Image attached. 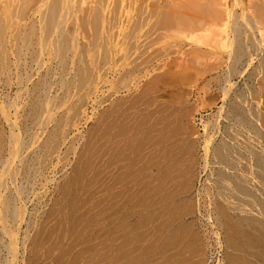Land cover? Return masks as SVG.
<instances>
[{"label": "bare ground", "instance_id": "bare-ground-1", "mask_svg": "<svg viewBox=\"0 0 264 264\" xmlns=\"http://www.w3.org/2000/svg\"><path fill=\"white\" fill-rule=\"evenodd\" d=\"M0 84L8 86L9 89L13 86L18 88L16 95L10 99V103L3 101L5 105L8 103L7 109L3 106L4 103L0 106V116L8 122L7 125L11 126L8 128L10 129L9 134H5L2 130L4 128L0 124L2 127V132L0 130V187L5 189V192H0V225L4 228L2 231L10 239L5 245V250L8 251L10 258L6 256L3 263L1 262L2 264H14L11 257H14L17 252L16 242L18 243L17 239L19 238H17L18 235L16 236L13 226L20 225L19 222L24 219V212L26 211L24 205L18 204L20 201L18 199L25 191L24 187L17 185L18 188L13 189H16L15 193H12L11 188V192H8L11 185H7L6 180L7 178L13 180L17 176H21L27 183L33 181L32 179L37 175L39 177L43 166H47L45 165L46 159L50 157L51 152L59 146H56V142L61 135V122L67 116L63 118L62 113L65 111L60 112L62 116L60 119H56L57 123H55L54 129L53 126L50 127L53 129L51 132L48 129L50 133L46 130L48 132V136H45L46 140L44 138L39 147H37L38 143L36 144L39 151L29 149L32 140L30 138H38L44 135L42 130L44 126L49 125L50 119H52L53 106L55 110L59 108L57 107L58 101L55 100L57 95L52 93L51 95V89L55 86L56 89H59L57 91L62 90V99L59 100V103L68 104L71 97L74 96L73 91L80 90L87 85L97 86L99 84L105 87L107 93V98H105L110 101L107 107L105 106L106 108L103 109L105 113L102 111L106 120L104 121L106 122V130L104 129L106 133L104 134L107 135L104 136L107 137L104 139L105 142L107 141V145H104V148L107 146V151L104 149V153H108V155L105 153L108 156L107 162H105L107 163L106 174L108 178L104 177L105 180L107 179L105 186H107L109 196L113 195L114 191L116 192L114 190L112 193L115 184L112 180L113 172L116 171L115 169L113 171L114 162L117 169V174H115L117 178L114 176V182L117 179L116 181L120 183L119 185L116 182L119 185V189L117 187L118 195L116 194L119 198L115 199L117 202L112 200L118 207L117 212L114 209V213L109 209L110 212L104 211L106 214L109 213V215L107 214L108 217L104 216L107 218V223L104 221L107 228L105 232L104 230H97L101 233L104 232L100 233L101 235L107 234V237L104 236L103 242L108 240L109 244L106 245L110 246V248L107 247V250L105 245L102 247L104 248L102 256L107 254H103V252H108L114 243L124 247V250H120V252L117 249L122 248L116 247L121 257L129 256L132 251L128 244L133 238H137L133 241L138 243L141 234L142 238L149 237L147 238L149 244L151 242V244L158 245L161 241H167L169 243V245L165 243L167 246L161 242L154 247L159 251L161 250L160 252L162 250L168 251L171 246L174 247L173 244L178 241L181 242L183 239L185 240L181 245L182 247L186 242H189L187 244L192 243L191 246L195 245V247L202 243L203 235L199 229L198 219H195L194 224H192V217L189 218L192 223L189 222L190 220L183 222V216L187 215V211L185 212V209L183 211L181 207L184 205L183 199H185L183 194L187 193L184 191L191 184L184 185L185 189L183 190L184 181L181 179L182 182L178 180L182 184H180L181 186H175L177 185L175 182L176 188L173 186V190L169 189L171 186H168L172 178H178L181 173L183 174V171L189 172L190 169L185 168L188 171H185L184 167L180 169L182 167L180 161L188 163L189 158H191L193 161L192 169L194 168L192 165L202 162V168H207L211 163H214L213 165L218 164V168L220 166L219 169L216 168L214 173H211L215 176L214 180L213 175H211L214 181L211 183L215 186L214 190L213 188H210L213 191L205 189V186L202 189L204 194L213 197L211 200L207 199L208 202L212 203L208 206H212V208L208 207L210 210L207 211L208 216L205 215V217L207 216L210 220L213 216L214 226L226 225V231H230L226 237L224 236V240L219 239L220 241H218L226 243V264H264V187L260 188L256 184L257 182L264 183V148L259 146L264 141V0H0ZM187 86L190 88H185ZM158 87L161 88V91L157 95L155 89ZM122 91L129 93L132 91L130 94L133 97L118 94L119 97L115 99L114 95ZM24 93L27 95L26 97H29L27 119L29 118L32 123L42 128L40 130L41 135L38 137L39 131L34 130L35 133L37 132L34 135L35 133L31 129L34 136H27L29 145L21 133L24 131L23 134L28 135L32 124H27L29 121L25 120L27 123H23L22 126L17 120L18 101L24 98ZM185 93L195 97L196 107L192 103L194 106L191 108H195V111L199 113H201L204 105L212 110L221 103L218 109L214 110L215 112L207 115L206 121L200 119V121L202 120L201 129L195 125L193 127V124L192 127L190 126L192 128L190 129L191 134H198V137L189 140L188 144L193 145L194 151L193 153L191 151V155L189 154L188 161H184L183 156L186 153L188 155L190 148L187 152L184 151L185 154L183 155L182 144L180 145L178 142L176 145L177 139L174 140L170 137L175 124L173 120H175L177 127V129L174 128V131L178 129H180L178 132L181 131V125L184 124L182 120H179L183 123L181 125L179 121L177 122L182 115L178 116L180 111H178V115L175 112L177 107L175 101L179 105L183 101L182 95L186 96ZM4 95L7 97L9 94L4 93ZM177 95L181 97V101L174 100L178 97ZM185 98L189 97L186 96ZM26 102H23L25 107ZM191 102H188L189 105ZM62 104H59L60 107L66 105ZM69 104L68 106L75 110L74 105ZM201 104L202 107L200 108ZM12 107L15 111L14 115H11ZM188 108L190 109V107ZM22 109L21 106V114L25 115L24 112L22 113ZM189 109H186L187 112L185 111V113H190L191 116L192 110L190 109L191 112H188ZM180 110L181 114H184V110ZM194 112L192 113L194 114ZM193 114L192 118H194ZM25 116L23 117L25 118ZM185 116L184 119L187 120ZM188 118L190 119V117ZM184 126H186L185 129L188 128L187 125ZM187 130L189 131V128ZM201 130L203 133H199ZM188 131L185 132L184 136L190 132ZM178 132L175 131V134H172L176 135ZM220 132L225 137H229V140L216 138L219 140L213 141V137H215L213 135L220 134ZM251 134L257 136L259 144L256 145L259 148H255V143L247 140ZM181 137L183 136L181 135ZM36 138L33 140L37 141ZM185 138L188 137H183V139ZM53 142L55 144H52ZM136 143L138 146L135 145ZM188 144L186 146H189ZM27 145L30 151H27ZM23 151L24 154L30 152V156H23ZM201 151L202 153H200ZM211 155L214 159L212 161L210 160ZM201 160L202 162H200ZM17 162H19L18 165ZM184 165L186 167L187 164ZM188 165L190 164L188 163ZM181 170L182 172H179ZM195 172L193 175L197 177L200 171H197L196 174ZM184 176L187 175L184 173ZM189 176L191 177L190 174ZM34 180L36 182V178ZM156 180L157 184L153 186V182ZM208 180L210 181V178ZM30 184L31 187L33 184L31 182ZM192 184L194 186V182ZM207 184L209 185V183ZM158 187L163 191L162 194H157L160 190L157 193L154 192L157 191ZM200 193L201 188L198 190V194ZM105 196L108 198V202L113 196L116 198L115 194L112 197H108L107 194ZM219 198L225 201L221 202ZM186 199L188 200V198ZM194 200L197 201L198 199L194 197ZM24 202L23 204H25ZM108 202L106 208L112 209L111 207L114 205L110 207L112 202L110 201V204ZM64 203L66 205V202ZM197 204L196 206H198ZM193 207L194 204L190 209L194 212L196 208ZM179 209L185 215H181ZM190 209L189 211H191ZM197 212H199L198 209ZM56 213L58 215V211ZM63 213H61L62 217L57 218V222L61 221L60 218L63 219L66 212ZM194 217L196 216L194 215ZM141 218H143L142 222ZM199 222L202 223V221ZM183 223H190L188 229L181 230V227L187 226ZM61 224L65 228L64 222ZM144 224L148 226V229L152 226V229L155 230L152 231L155 233L151 232L156 235H152L149 230L146 232L147 228H142L143 233L137 232ZM56 225L58 224L56 223ZM213 225L212 228H214ZM54 226L52 225L51 228L53 227L52 230L55 229L56 231ZM137 227L139 228L137 229ZM59 230L64 231L63 227H60ZM144 232L146 233L144 234ZM92 233H90L91 235L88 234L89 238L94 234ZM98 235L96 239L99 238ZM215 235L219 237L214 228L207 232L204 239L208 238L214 241L212 238ZM188 237L191 242L186 240ZM91 239H95V235ZM141 239L139 245L144 241ZM0 241L3 242L4 240ZM100 243H95V245H100ZM137 243L136 245L130 244L135 246L133 247L134 252L138 251L135 249L139 248ZM90 245L93 246L94 243L89 244V247ZM144 245L142 246L145 249L146 246ZM178 245L175 244L176 248H174L180 252V249L177 248ZM92 246L91 248H95ZM181 246L179 248L183 249ZM188 246L190 245H187L186 248ZM151 247L149 245L150 249L153 248ZM200 247L197 246L198 251L194 248L197 253L201 250H199ZM192 248H190L191 252L194 250ZM177 250H171L170 255L167 253L166 256L169 259L172 258L173 254L178 253ZM117 251L116 253L114 251L115 259L114 256L112 258H104L103 256L101 263L103 264L104 259H113V261L119 259L117 258L119 255ZM140 252L136 253L140 255ZM160 252L159 254H161ZM95 253L93 254L96 255ZM197 253L190 254L193 256ZM199 253L202 254V252ZM199 253L197 256H191V259L200 257ZM151 254H154L155 258L158 257L155 253L151 252ZM181 254L182 252H180ZM134 255H131L133 256L131 260L138 256L135 255V257ZM96 256L98 257V254ZM153 256H145L143 259H147L146 257L153 258ZM127 258L124 260L122 258L123 262ZM202 258L200 257L197 264L203 262ZM100 259L98 262L93 259V264L100 263ZM163 259L166 261L167 257L164 255ZM175 259L176 257L171 261ZM180 259L179 262L184 263L183 256ZM0 260L2 259L0 258ZM122 260L120 259V262ZM152 260L155 262H151ZM143 261L145 262V260ZM149 261L150 259L147 261L148 264L150 262L164 264L160 260H158L159 262L155 259ZM168 261L166 263L171 264V261ZM128 263L131 264L132 262L129 260ZM140 263H143L142 260ZM147 263L145 262V264Z\"/></svg>", "mask_w": 264, "mask_h": 264}, {"label": "rangeland", "instance_id": "rangeland-1", "mask_svg": "<svg viewBox=\"0 0 264 264\" xmlns=\"http://www.w3.org/2000/svg\"><path fill=\"white\" fill-rule=\"evenodd\" d=\"M0 86H2V87H0V90H1V92H0V100L2 99L3 96L6 97L4 95V93L9 94V95H7V97H9V98L6 97L8 100L6 98L4 99V97H3V99L1 100V103H0V106H1V104H3L6 101L9 102V103L11 102L10 99L16 95L15 93H17L16 90L18 91V88H17V86H15V87L13 86V88L10 87V89H9L8 86L2 85V84H0ZM158 88L155 89L157 95L161 91V88L160 87H158ZM185 88H188V86L185 87ZM51 90H52V92H50V94L52 93L53 95H57V97L55 98V100L58 101L57 107H59V108L58 109L56 108V110H55V107L53 106V108H52L53 109L52 110V119H50L49 125L47 124V126H44L43 127V130L46 128L44 130V132L42 130V134L44 133V135H41L40 134V130L42 129L40 126H37L34 123H32V121H30L29 118L27 119V117H28V110H29V108L27 107L28 106L27 104H28V101H29L28 100L29 97H26L27 95L24 93L23 94L24 98H22V100L19 99V101H18V107H19V113H18V117H17L18 123H20L22 125L23 123H25V120H26V121H29L28 123L26 122L27 124H29V125L32 124L30 126V130H29L30 132H29L28 135L27 134H23L24 131L22 133L20 131V133L22 134V136L24 135L23 138H24L25 142L28 144L29 143V142H27V140L29 139L28 137H30V136L33 137L34 135H36V133L38 131H39V133H37V137L39 135H41V137L39 136L40 137V140L39 141H38L39 137L38 138H36V137L30 138V139H32L30 141L31 146L29 144L28 145H29V149H31V150L39 151V148H37V147H39L43 143V139L44 138L46 140V137L45 136L46 135L48 136L49 130L51 132L54 129V127H55L54 125H55V123H57V120H56L57 118L60 119V117L62 116V114L64 116L63 118H65L66 115H67L66 118L67 117L68 118L67 119L65 118V120L63 118H61V119L64 120V121L62 120L64 126H62L63 124L61 122V128L62 129L60 128L61 135H59L60 137H58L59 143H58V141L56 142L57 143L56 146L57 145H59V146H57V147L55 146L56 149H54V151L51 152V155H49L50 157L46 159L47 163L45 165H47V166H43L42 171H41L39 177H38V175L35 177L36 178V182L34 180L35 178L32 179L33 181H30L33 184L31 186L32 188L30 187V185H31L30 182L27 183V181H25V179L22 178L21 176H17L13 180H10L12 178H7V180H6L7 181V185H11V187L8 188V192H11V189H12V193H15V190L16 189L15 190H13V189L14 188H18L17 185H19V187H24V190H25V191H23L24 193H22L21 197L18 199V200H20V201H18V204H20L21 206L24 205V208H26V209H24V210H26L25 211L26 214L24 212V219L22 220L23 222L22 221L19 222L20 225H18V226L15 225V227L13 226V229L15 230L16 236L18 235L17 238H19V239H17L18 243L16 242V244L18 246V247L16 246V248H18L17 249V252L15 253L14 257H11V258L13 259L14 264H93V262H92L93 259H96L95 261L98 262V259H100V257L102 256V250H104V248H102V247H104V245H105V249L106 250L108 248H110L109 245L108 246L106 245L107 243L109 244V241L108 240H105V242H103V238L107 237V234L105 233V235L104 234L101 235L102 233L105 232V229L107 228L106 225H104V224L107 223V218H105L104 216L106 215V217H108L107 214L109 215V213H108V212H110L109 210H111V212L114 213L113 212V209L115 210V212H117L116 209H118L116 203L114 204V202H117L116 201L117 198H119V196H117L118 195L117 187L119 189V185H120V183L118 181H116L117 179H115V182H114V178L116 177L115 174H117L116 173L117 169H116V163L115 162L113 163L115 165V166L113 165V171H115V170L116 171H115V173L113 172V179L112 180H113V183H115L114 185H116V186L113 185L112 193H113L114 190H116V192L114 191V193H113V195L115 194L116 198H114V196L112 194L111 195L113 197L111 195L110 196L108 195L109 193H108L107 188H106L107 186H105V185H107V179L105 180V177L108 178L107 177V174H106L107 173V171H106L107 163H105V162H107L106 159L108 158V156H107L108 153L105 152V153H107V155L104 153V149L105 150L107 149L106 148L107 146H105V148H104V145H107L106 144L107 141L106 142L104 141V139H107V137H104V136H107V135L104 134V133H106V132H104L106 130V127H105V123L106 122H104V121H106V120H105V114H103V113H105V111L103 109H105L107 107V105L110 103V101L108 99L106 100V98H107V95L106 94L107 93H106L105 87L102 84H99L97 86H90V85L88 86L87 85L85 87H82V89H80V90L77 89L78 91L75 90V92L74 91L72 92V94L74 93V96H72L71 99L69 100L71 103L70 102H69L70 104L68 102L67 103L69 105L73 104L74 105L73 108H75V110H74V109H71L70 108L71 106H68V104H66V103H65L66 105L65 104H62V103H59V100L62 99V94H63L61 89H60L61 91H57L59 89H56L55 86H54V88H52ZM130 93L129 92H126V91H122L120 93H116L114 95V97L116 99V98L119 97V95L120 96L121 95H129L130 96L131 95ZM187 94L185 93V95L188 96L189 98H185L186 96L182 95L183 96L182 97V100L183 101H181L180 100L181 97H179V96H181V94L180 95L178 94L179 96L177 95L179 97V99H178V97H176L174 99V100L181 101V103L179 105L175 101L177 107H176V111L175 110L174 111L177 112V115L179 114L178 111H180V114L178 116H181L182 115V117H179L180 119L178 118L177 122L179 120L180 121L182 120V122L184 123L183 124L182 122L179 121L180 122L179 123L180 125H181V123L183 124V126L181 125V131H179V132H181V133L183 132V133L182 134L179 133L178 130H180V129H178V130H175V131L178 132V134L177 133H176V135H173L172 134V133L175 132L174 131V128L177 129L175 120H173V122L175 124L173 123L174 124L173 125V129H172V131L170 133V137L171 138H173L174 140H176V139L178 140V141L176 140V145H177L178 142L180 143V145L182 144L181 149H182L183 155L185 154L184 151L187 152L189 150L188 148H190V150H189L190 152H188V155L186 153L187 157H186V155H184V156L182 155L183 158H184V161H188L187 159L190 157V155L194 151L193 150L194 149L193 145L191 143H190L191 145L188 144L190 142L189 140H192V138L198 137L197 136L198 134H196V135L195 134H193V135L191 134L190 129H192V128H190V126L192 127V124H193V127L196 126L197 128H200L201 129L202 128L201 127L202 126L201 125L202 120L200 121V119H203V120L206 121V119H207L206 117H208L210 115L209 113L215 112L214 110L218 109V106L221 105V103H220V105L218 104L212 110H210L209 109L210 107H208L207 105H204L203 108H202L201 113H199V112L195 111V108L194 109L191 108V106L193 107L196 104V102L194 101L195 97L191 96L190 94L189 95H187ZM131 97H133V96L131 95ZM184 98H185V100L187 102L184 100ZM162 99L164 100V98H162ZM24 100H26L27 102L24 101ZM191 100H192V102H191ZM64 101H65V98H64ZM64 101H63V103H64ZM23 102H26V107H25V103H23ZM188 102H191L190 105H189ZM59 104H62V105H65V106H61L60 107ZM6 105H5V103L3 104L4 107H6ZM20 105L23 108L22 109L23 110L22 113L24 112V114L25 115L27 114V116L21 114V110H20L21 109V106ZM23 105H24V107H23ZM67 106H68V108H67ZM184 106H185V108H184ZM187 106L190 107V109L192 110V112L195 111L194 112L195 115L190 111V109ZM7 107H8V105H7ZM7 107H6V109H7ZM195 107H196V105H195ZM201 107H202V104H201L200 108ZM206 107H207V109H206ZM179 108L184 110V112H183L184 114H181L182 112H181V110ZM186 109H189L188 112H191V116H190V113L189 114L188 113L187 114L185 113ZM54 110H55V112H53ZM64 111L65 112L67 111L66 114H64L65 113ZM102 111H103V113H102ZM11 112H12L11 115H14L13 113L15 111H14L13 107L11 108ZM60 112L61 113L64 112V113H62L60 115ZM0 114H1V111H0ZM20 114H21V116H20ZM192 114H193V117L194 118H192ZM53 115H55V116L53 117ZM102 115H103V118H102ZM23 116H25L26 119ZM184 116H185V118L187 117L186 118L187 120L184 119ZM19 117H21L22 119L19 118ZM188 117H190V119ZM200 117H202V118H200ZM1 119H4V118H2V116H0V124H2L1 126L4 128V129H2L3 130V133L9 134L10 129H8V128H10L11 126L9 124H8L9 126L6 124L8 122L5 119L4 120H1ZM55 120H56V122H55ZM185 121H186V123H185ZM34 125H35V127H34ZM184 125H187L188 126L190 132L187 130L188 128L185 129L186 126H184ZM52 126H53V129L50 128ZM2 127H0V130H1ZM31 129L33 131L35 130L37 132L35 133V131H34L35 134L33 133L34 134L33 135L32 134L33 131ZM2 130H1V132H2ZM187 131L191 135L189 133H186L187 135H185V136L188 137V138H185L186 139L185 140V139H183V137H185L184 134ZM17 132H19V130ZM199 133H203V130H201ZM179 134H180V136L182 135L183 137L180 138ZM222 134H223L222 132H220V134H214L213 136H215V137L212 136L213 139H214L213 141H218L220 138L221 139L222 138H227V137H225L224 134L223 135ZM220 135H221V137H220ZM250 137L249 136L247 137V140L248 141L250 140L251 142H253V144L255 143V145L257 143L259 144L257 136H254V134H251ZM35 138L37 139V141L33 140ZM59 138H61L63 141L60 140ZM179 138H180V141L182 139H183V141L184 140L185 141L184 142L183 141L180 142L179 141ZM216 138H219V139H216ZM227 139L229 140V137ZM241 139H242V141H244V139L242 137H241ZM32 142H34L35 144H33ZM263 143H264V141H263ZM263 143L259 145V146H261V148H264L263 147L264 146ZM36 144L38 145L37 147H36ZM52 144H55V143L53 142ZM187 144L189 146H186ZM243 144H245V143H243ZM28 145H27V151H30L28 149ZM32 145H34V146H32ZM135 145L138 146L137 143ZM255 145H253V146H255ZM259 146L256 145L255 148H259ZM134 147H133V149L135 150ZM184 148H186V149H184ZM24 151L22 153L23 156L24 155L30 156V152L28 154H27V152H25L26 154H24ZM191 151H192V153H191ZM200 153H202V151ZM210 157H211L210 158L211 161L214 160L212 158L213 157L212 155ZM183 158H181V159H183ZM48 160H49V163H48ZM181 161H180V164L182 165V167L179 164L180 165L179 167H181L180 169H182L183 167H184L183 169L185 171H188L190 169L189 172H187L188 174L183 171V174L181 173V175L178 176V178L177 177H175L176 179H173L172 178V180L169 181L168 186H171L172 188L169 187V189H172L173 190L174 187L175 186L178 187V185H180L181 184L180 182H182V181H184V182L186 181L187 182V183L185 182L186 184L183 182V186L184 185L187 186V185L191 184L190 186H187L188 188H186V190L184 191V193L185 192H187V193L183 194L184 198L185 199L188 198V200L187 199L186 200L183 199L186 204L183 202L184 205H181L182 210L184 211V209H185V212L187 211L186 212L187 215H185L184 212L182 213V210H180V209H179L180 211L179 210H177V211H179L181 213V215H185V216H183V222H188L190 220L189 218L192 217L193 223H192L191 220L189 222L192 223V224H194L195 219H198L199 229L201 230V235H203V237H202V239H203V241H202L203 245H201L202 244L201 243L200 245H196V247H195V245L194 246H191L192 243L187 244L189 242H186L185 241L186 242V243H184V246L185 247L184 246L182 247L181 245H183V242H184L185 239H183L181 241L182 243L180 241H178V242L175 243L176 245L179 244L177 246V248L180 249V252H182V254H183L184 251L185 252H184L183 255L182 254L180 255L179 250L175 249L176 248L175 247V244H173L175 248L173 246H171L170 249L171 250H173V249L174 250H177V252H178L177 254H179L180 256L177 255L176 252H173L172 251L176 255H174L172 253L173 254V257L169 259V257L166 256V255H167V253H169L168 255H170V253H171V250L170 249H169L170 251L169 250L168 251L162 250V252H160L161 250L159 251V249L154 248V247L158 246L161 242H162L161 244H163V243L165 244L166 243V244L169 245V243L167 241H165V240L164 241H161L158 245H155V244L152 243L153 244L152 245L151 242L149 244V242H148L149 239L147 240V238H149V237H147L146 239L145 238H142V234H141V236L139 235L140 238H138V243L136 241L134 243L133 240H137V238L136 239L133 238V240L131 242L134 243V244H132L131 242H130V244L131 245H136V243H137V246H139V248H135L136 250L138 249V251H136V252H138V253L140 251H144V252H140V255H139L138 253L134 252V248L133 247H135V246H131L130 244H128L129 247H130V249H131V251L133 253L131 252L132 254L129 253V256L127 255V257H129V258H127L126 256L121 257L120 254H119V252H120V250L121 251L124 250V247L121 246L120 244H119V246H117L118 244L117 243H114V245L108 251V252H110L111 250L113 251V252L112 251L110 252L111 255L109 253V255H110L109 256L108 255V252L104 251L103 254H106L107 253L106 254L107 256L106 255H103V256H104V258L105 257L112 258L114 256V259H115V257H116L115 255L116 254L114 255V251L116 253V251L118 250L119 252L118 251L117 252H118L119 255H117V258H119V259H116L114 261H113V259H110V260L109 259H104L105 261L103 262V264H110V263L111 264H123V263L126 264L127 259H128L127 264H129L128 263L129 260H130V262H132L131 264H133L135 262H136L135 264H141L140 263V260H142V262H143L142 264H145V262L147 263V261L149 259H150V261H151V259H155L156 261H158V260L163 261L164 260L163 259L164 255H165V257H167L166 261L169 260L168 262H170L171 259H173L174 257H176L175 260H172L171 261V264H174V262H176L175 264H177V263L178 264H184V263L187 264L188 260H189L188 264L190 262L193 263L194 260L195 261H194L193 264H195V263L197 264V263H199L198 261H199L200 257L201 258L203 257L201 259V260H203V262H201V263H204V264H226V259H227L226 258V250H227L226 243L224 241H221V243L218 242V241H220L219 239L224 240V236L226 237V235L230 231H226V229H227V226L226 225H221L222 227L221 226H217V227L214 226L213 225V219H214L213 216H211V219L210 220L208 219V217H207L208 216L207 215V211L212 208V206H208V205H211L212 203H210V201L208 202L207 199L208 200H211L213 197L210 196V195L208 196V195L204 194L203 189H202L205 186V189H209L210 191H213L214 190L215 186L213 184H211V183H214L213 179L215 180V176L213 174H211V173H214L215 170H217V169L220 168V166L218 168V164L213 165L214 163H211V165H208L207 168L204 167L205 168L204 169L201 166V164L203 163L202 160H201L200 162H202V163H200V164L196 163L197 165L196 164L192 165V167H194L192 169L191 168V164L193 163V161L191 160V158H189V161H188V163L190 165H188V163H184L183 161L182 162ZM190 161H192V162H190ZM18 163L19 162H17V165H18ZM104 164H105L106 167L104 166ZM184 164H187L186 167H185ZM188 166H189V168H188ZM210 166H212V167H210ZM44 167H46V168H44ZM185 168H187L188 170L185 169ZM198 168H199V170H198ZM208 168H210V169H208ZM195 169H196V172H195ZM209 170H211L212 172L209 171ZM192 171L195 172V174L197 173V171H200L199 174H198V176L199 175L200 176L199 177L198 176L197 177H194V175H193L194 173ZM179 172H182V170L179 171ZM175 173H176V171H175ZM184 173L188 177L187 176L185 177L184 176ZM189 174L191 175V177L189 176ZM211 175H213V179H212V176ZM179 177H180V179H179ZM207 177L210 178V181L208 180ZM186 178H189V179H186ZM181 179H182V181H181ZM184 179H186V180H184ZM15 180H16V182H14ZM178 180L180 182H178ZM191 181H192V183L194 182V186L191 183ZM18 182H22V183H19L18 184ZM70 182H71V184H70ZM116 182L119 183V185ZM156 182H157V180L153 182L154 183L153 186L155 184H157ZM171 182H173V183H171ZM174 182H175V184L177 183V185L174 186ZM205 182H206V184H205ZM12 183H13V185H12ZM207 183H209V185ZM169 184H171V185H169ZM256 184H258L260 188H263L264 187V183L261 184V183L257 182ZM66 186H68V187H66ZM185 186H184L183 190L185 189ZM29 188H31V189H29ZM67 188H69V189H67ZM160 188L162 189L161 186H160ZM160 188L158 187L157 191H154V192L157 193L160 190L161 193L158 192L157 194H162L163 191H161ZM200 188H201V193L198 194V190H200ZM210 188H213V190L210 189ZM2 189L0 187V190H1L0 192H2V191L5 190V189H3V190ZM27 189H29V190L27 191ZM188 189H189V191H188ZM67 190H68V193H67ZM25 192H26V194H25ZM194 192H196V193H194ZM105 193L107 194L108 197H112V199L109 198L110 199L109 202H108V198L105 196L106 195ZM156 193H154V194H156ZM192 193H194V194H192ZM186 196H188V197H186ZM194 197L196 199H198V200L197 201L194 200ZM202 197L205 198V199H203ZM105 198H107V199H105ZM112 200H114V202ZM199 200H200V202H198ZM202 200H204V201H202ZM219 200L221 202H224L225 201L222 198L221 199L219 198ZM231 200H233V199H231ZM63 201L66 202V205H65V203ZM67 201H68V203H67ZM190 201H191V203H190ZM23 202L25 204H23ZM107 202L109 204L111 203L110 207L114 205L113 207H111L112 209H110L108 207L106 208V205L108 206ZM192 203L194 204V207L193 208H196V211L194 209V212L195 213L192 211V209H190L193 206ZM200 203L203 204V205L201 206ZM191 204H192V206H191ZM196 204L198 206H196ZM183 206H185V208H183ZM208 207L210 209H208ZM61 208H62V210H61ZM104 208H106L107 210L104 209ZM186 208H187V210H186ZM189 209L191 211H189ZM197 209L199 210V212H197ZM60 210H61V212H59ZM57 211H58V215L59 216L56 213ZM62 211L64 213L66 212V214H64ZM104 211L105 212L108 211L107 214ZM177 211H176V213H177ZM191 212H192V215H190ZM61 213H63L65 215L66 219H65V217L63 215V219L60 218L61 221L60 222H57V218L62 217ZM188 213H190V214H188ZM177 214H179V213H177ZM193 214L196 217H194ZM205 215H207V216L205 217ZM113 216L115 217V214ZM198 217H200V218H198ZM200 219H202V220H200ZM142 220H143V218H141V222H142ZM199 221H202V223L199 222ZM55 222L58 225H56ZM61 222H64L65 228H64L63 224H61ZM141 222H140V224H142ZM148 223L151 224L150 222H148ZM190 223H183V224H186L187 226L185 227L184 225H182L184 227L183 228L181 227V230L182 229H186V228L188 229V224H190ZM204 223H205V225H204ZM54 224H55V226H54ZM59 224H60V226H59ZM149 224H148V226H149ZM52 225L54 226V228L56 227V231L57 232L54 229V231L56 233L52 230L53 229V227L51 228ZM212 225L215 228L216 232H218V234H219V237H218V235L217 236L215 235L214 236L215 238L214 237L212 238V240H214L215 242L214 241H211V239H208V238L206 240L204 239L207 236V232L210 231L211 229H214V228H212ZM57 226H59V227H57ZM144 226H141L140 228L137 227V229L139 228V230H137V232H140L142 230V228L143 229H146L147 228L146 229V232L148 230H149V232H151L152 230H154V229H152L153 228L152 226L150 227V229H148V226H146L145 224H144ZM60 227H63V229H64L65 232L62 231V230L60 231L59 230ZM15 228L18 229V230H16ZM202 228H205V229H202ZM0 229H1L0 231H2L4 229L2 227V225H0ZM98 229H100V231L101 230H104V232L101 233L100 231H97ZM95 231H96V234H95ZM154 231H152V232H154ZM204 231H207V232L205 233ZM2 232H3V234H2ZM2 232H0L1 233L0 235L1 236L3 235L2 236L3 239L0 236V240H4V241L3 242L0 241L1 242L0 243V258L2 259V260H0V264L3 263V261L5 260V257L6 256L10 258V255H9L8 251L6 252V250H5L6 249L5 248V245L7 244V242H9L10 239H9V237H7L8 235H6L4 233V231H2ZM137 232H135V233H137ZM146 232H144V234ZM152 232H151L152 235H156V234H154L155 232L154 233H152ZM203 232H204V234H203ZM57 233H58V235H56ZM90 233L93 234L92 235L93 238H94V235H95V239H93V240L91 239L92 236H90L91 235ZM141 233H143V231H141ZM88 234H90L89 235L90 238L88 237ZM98 234H100L101 236L98 235ZM4 235H6V236H4ZM97 235L99 236L98 239H96L97 238ZM204 235H205V237H204ZM141 238L144 239V241ZM140 239H141V241L144 242V243L141 242L142 243V244L140 243L141 245H139ZM191 239H193V238H191ZM88 240H89V242H88ZM90 240H92V241L90 242ZM94 240H98V241L100 240L103 243L102 242L100 243V241L98 242V241H94ZM145 240H147V241H145ZM186 240L190 241V238L188 237ZM225 241H227V240H225ZM206 242H208V243H206ZM2 243L3 244L5 243V244L3 245ZM54 243H56V244H54ZM92 243H94V245H95V243L96 244L97 243L98 244L100 243V245H95V246L93 245L95 248H91L92 245H90V247H89V244H92ZM157 243H158V241H157ZM217 243L218 244H221V245H218ZM1 244H2L3 247L1 246ZM144 244H146V245H144ZM142 245L146 246V248L144 249V247ZM147 245H148V247H147ZM149 245H150V247L152 245V247L154 248V250H152L153 249L152 247H151L152 249H150L149 248ZM187 245H190V246H188L186 248ZM180 246L183 249L179 248ZM197 246L198 247L201 246L199 248V250L201 249L202 251L200 250L199 252H202L203 255L198 252L200 254V257L198 256L199 259H198V257L196 259H194L195 258L194 257L193 260H192L191 258L193 256H197L198 255V253L196 252V250L198 251ZM116 247H118V248L121 247L122 249H120V248L117 249ZM202 247H203V249L205 247H207V248H205L203 250ZM112 248H114L115 250L112 249ZM142 248H143V250H142ZM190 248H192V250L194 248H196V250L194 249L193 252H191V249ZM96 249H99V250H96ZM155 249H157V250L155 251ZM184 249H187V250H184ZM145 250H146V252H145ZM157 251H158V253H156ZM163 251L165 252L164 254H163ZM187 251H190V252H187ZM194 251L197 253V255H193L192 256L191 254H196ZM91 252H92V255H90ZM94 252H96L95 253L96 255L98 254V257L93 254ZM151 252L152 253H155L156 257L158 256L157 257L158 260H157V258H155V256H153L154 254H151ZM159 252L161 254H163V255L160 256L161 254H159ZM133 254H135L136 256L137 255L140 256V258H138V256L136 257L134 255L136 257L135 259L137 261L134 258H132V260H131V257H133L131 255H133ZM93 255H94V258L92 257ZM186 255H187V259H186ZM103 256L101 257V259L99 261L100 263H97V264H102L101 263L102 262L101 260H103L102 259ZM145 256H149V257L153 256V258L146 257L147 259H143V257H145ZM182 256H183V259H185V261L187 260V262H185L183 259L182 260L184 261V263L183 262H179V261H181L180 258ZM188 256H190V257H188ZM91 257H92V259H91ZM124 257L127 258V259H126V261L123 262V260L125 259ZM160 257H162V258L159 259ZM204 257H206V258H204ZM122 258H123V260H122ZM188 258H190V259H188ZM120 259L122 260L123 263L120 262ZM106 260H107L108 263L106 262ZM117 260L119 261V263H118ZM143 260H145V262ZM190 260H192V261H190ZM153 261L154 260H152L151 262H153ZM166 261L165 260L163 261L164 264L166 263ZM151 262L149 264H157V263H151ZM159 264H160V262H159ZM166 264H168V263H166Z\"/></svg>", "mask_w": 264, "mask_h": 264}]
</instances>
